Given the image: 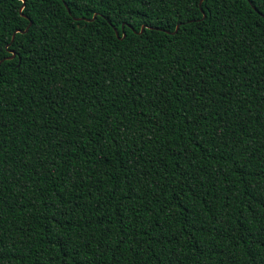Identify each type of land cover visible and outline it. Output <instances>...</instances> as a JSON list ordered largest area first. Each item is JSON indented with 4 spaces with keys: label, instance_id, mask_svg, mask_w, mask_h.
<instances>
[{
    "label": "trees",
    "instance_id": "trees-1",
    "mask_svg": "<svg viewBox=\"0 0 264 264\" xmlns=\"http://www.w3.org/2000/svg\"><path fill=\"white\" fill-rule=\"evenodd\" d=\"M0 41V264H264V0H0Z\"/></svg>",
    "mask_w": 264,
    "mask_h": 264
},
{
    "label": "water",
    "instance_id": "water-1",
    "mask_svg": "<svg viewBox=\"0 0 264 264\" xmlns=\"http://www.w3.org/2000/svg\"><path fill=\"white\" fill-rule=\"evenodd\" d=\"M65 5V4H64ZM22 6V5H21ZM21 6L19 7V9L21 8ZM65 7H66V5H65ZM66 10L68 11V8L66 7ZM202 17H203V15H202ZM29 24H30V21H28V23H27V25L25 26V28H24V30L23 31H25L26 29H27V27L29 26ZM144 27L143 26H141L140 27V29H139V32L143 29ZM176 28H177V25H175V28H174V30H173V32L176 30ZM113 30H114V33H115V35H117L116 34V30L113 28ZM124 34L122 33V36H123ZM12 37H13V34H12V36H11V39H10V41L12 40ZM10 52H11V55H9V56H5V57H2L3 59H8V58H12L13 56H14V52L12 51V50H10ZM18 64V63H17Z\"/></svg>",
    "mask_w": 264,
    "mask_h": 264
},
{
    "label": "snow or ice",
    "instance_id": "snow-or-ice-1",
    "mask_svg": "<svg viewBox=\"0 0 264 264\" xmlns=\"http://www.w3.org/2000/svg\"><path fill=\"white\" fill-rule=\"evenodd\" d=\"M195 4L196 5H202L203 4V0H195ZM24 5H25V7L27 6V0H24ZM20 11L23 12V8H21ZM9 39H11V37ZM0 43H5L6 47L10 48V44H7V42L0 41ZM8 54L11 55V52L9 51ZM0 63H3V58L2 57H0Z\"/></svg>",
    "mask_w": 264,
    "mask_h": 264
}]
</instances>
